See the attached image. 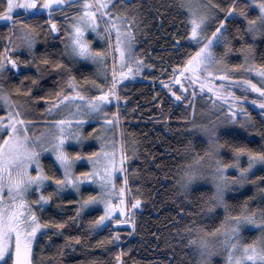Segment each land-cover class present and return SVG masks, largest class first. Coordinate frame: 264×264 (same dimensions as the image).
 Listing matches in <instances>:
<instances>
[{"label":"snow or ice","instance_id":"6c2138e0","mask_svg":"<svg viewBox=\"0 0 264 264\" xmlns=\"http://www.w3.org/2000/svg\"><path fill=\"white\" fill-rule=\"evenodd\" d=\"M75 5L80 11L73 12L71 19H66L70 30L65 31L64 54L70 58L71 64L80 60H90L97 65L96 75L108 77L107 58L108 51L102 48H94L92 41L86 36L91 29L97 35L111 39L113 33L115 40L114 51L119 52L121 71L117 73L115 57L113 56L111 83H101L99 79L91 76H83V84L73 72L71 64H66L63 58L53 60L47 55L37 64L41 66L51 65L53 70L67 72L63 86L55 91L54 96L37 97L46 101L54 100L46 112H59L61 109H72L65 118L51 121L52 127L45 126L39 134L31 131L35 123L27 115V109L17 100L13 99L12 92L7 90L3 80L4 74L11 69L19 70L21 64H31L33 61H21L13 53L17 48H27L34 55L38 33L36 24L30 19H21L14 15V10L22 9L27 16H38L40 11L47 9L49 13L50 30L58 33L61 29L57 21L52 19L53 8H68ZM180 6L187 9L188 41H195L194 50L190 52L184 61L173 66V75L168 78L167 89L177 100H183L192 108L190 117L185 120L188 131L193 137L197 133H203L206 138V146L203 154L196 150L190 139L185 146V152L193 153L191 161L185 163L179 171L175 184L179 193L188 199L191 197L194 185L201 181L210 182L211 188L200 192L204 208L200 212L205 213L209 219L218 208H223L224 219L219 227L208 232L206 228L192 221V227H185L184 233L191 238L188 244L193 246L199 254L198 264H212L211 257L217 252L227 253L225 264H264V206L255 210H249L248 197L241 210L233 215L231 205L226 198V193L233 185H244L249 182L253 170L261 171L260 176H252V183L264 184V142L259 145V150L233 139L222 143L221 125L239 124L241 128L250 132H258L264 137V63H258L255 58V43L242 45L239 51L243 53L242 63L229 64L225 57L232 52L233 46L227 35L228 21L237 17H243L246 21L245 31L253 37H264V0H249L248 4L238 6L237 0H231L227 7H222L215 0H180ZM256 6L258 12L251 15L249 8ZM0 19L9 21L8 34L3 50L0 51V105L7 109L0 115V264H33L34 243L37 242V234L46 235L51 241L53 235L60 234L65 226L78 220L84 210L91 205L102 204L103 211L87 222L89 235L102 231L110 225H131L136 229L135 210L141 205L142 198L135 197L131 206L127 192L129 191V171L125 167L131 157L127 154V147L131 148L132 156L137 155V141L124 139L121 132L120 152L117 153L113 142L97 135L101 141L100 148L96 151L72 152L68 148L69 141H75L83 146L86 139L82 128L87 120L97 121L96 128L92 129L89 136L94 133H106L120 123V100L118 86L126 76H135L144 66L143 58L136 57L133 47L136 43L134 29L138 27L135 15L129 17L128 12L121 13L117 10L115 0H0ZM218 11L227 15L219 19L217 26L207 34L206 28L210 19L215 18ZM103 19L104 32L101 33L99 20ZM187 30V29H186ZM239 31V30H238ZM18 33L15 39L13 34ZM179 39V38H178ZM11 45V47H9ZM223 45L225 52L218 57L215 49ZM149 67H154L149 65ZM166 69H162V72ZM256 74V78L252 74ZM219 77L221 83L217 84L215 78ZM40 74L35 77L25 76L23 79H31L32 85L38 84ZM184 78V79H182ZM257 80L259 82H257ZM173 81L184 91L186 84L192 85L191 96L197 95V85L202 92L208 88L214 92L217 100L213 107L216 111L224 113V119L214 117L207 124L196 123V110L187 96L173 91ZM92 88L95 95L86 94L85 89ZM242 90L245 95L238 96L236 91ZM17 86L13 91L21 92ZM32 93V87L26 89V95ZM252 94L258 98L252 103L258 106L259 121L244 103ZM123 99H127L124 97ZM225 103H221L224 102ZM115 102L116 111L108 112L106 109ZM219 104V108H216ZM71 117V118H69ZM260 123V127L257 124ZM7 135H4V133ZM235 135V134H233ZM239 145V146H237ZM127 146V147H126ZM231 149L232 159L227 163L221 155V149ZM45 152L54 156L53 166L61 169L59 175H50L42 165L40 159ZM247 162L243 164L242 158ZM87 159L91 167L88 170L77 172L76 163ZM236 169L237 175H229L230 169ZM122 173V184L117 187L118 174ZM132 174H136L133 170ZM85 181H91L99 185V191L84 196L81 185ZM52 186L51 191L47 188ZM73 189L80 195L76 202V214L68 219L57 220L52 217L42 220L37 209H43L44 205L59 197L66 189ZM234 190V189H233ZM264 199V187L257 188ZM37 195L32 200L31 196ZM70 203V202H69ZM205 208L207 212H205ZM185 212L184 208L180 213ZM190 216L197 213L189 211ZM117 216L122 218L118 219ZM246 225H254L258 233L250 242H244L243 229ZM51 233V234H48ZM119 231L112 232L106 238L96 241V246L104 247L106 244L120 240ZM222 237V239H217ZM212 239L216 242L213 243ZM75 241L84 243L82 236H69L67 242ZM123 250L116 253V264H121Z\"/></svg>","mask_w":264,"mask_h":264},{"label":"trees","instance_id":"16d2710c","mask_svg":"<svg viewBox=\"0 0 264 264\" xmlns=\"http://www.w3.org/2000/svg\"><path fill=\"white\" fill-rule=\"evenodd\" d=\"M222 7H227L231 0H215ZM117 10L121 13L127 11L129 17L135 15L138 27L134 29L136 43L133 55L142 57L144 66L143 77L140 80L125 81L118 86L120 100V133L123 131L124 139L137 141V155L132 156L131 148L127 147V154L131 157L128 166L130 188L127 192L129 207L135 197H141L142 203L135 210L136 229L112 228V225L102 231L89 235L87 222L100 214L99 210H93L82 215L76 221L70 222L65 229L57 235L52 236L48 241L46 235L39 234L37 242L34 243L33 264H116V253L123 250L121 264H198L196 249L188 244L191 238L184 233L185 227H192V221L197 225L206 228L207 231L220 226L222 211H217L212 219H206V215L200 212L204 208L203 199L200 192L211 187L200 185L193 187L190 198L186 199L183 194H178L179 189L175 184L180 168L191 161L193 153L185 152V146L189 140L197 151L203 154L205 142L197 137H193L188 131L186 117L191 116V107L183 100L172 101L158 82H166L172 76L173 66L180 64L186 56L194 50V45L188 41L187 9L180 6V0H115ZM249 0H237L238 6L248 4ZM2 10V9H0ZM79 8L72 5L68 8H53L52 19L57 21L61 29L53 35L48 23L49 14L46 16L40 13L38 16L16 15L21 19H30L36 24L37 43L33 53L15 51L13 54L21 61L31 60V64H21L20 72L13 74L11 71L4 74L3 83L7 90L12 92L13 99L19 103L30 107L37 117L45 113L47 105L54 103V100L46 101L36 99L37 97L54 96L56 90L63 86L69 73L53 70L51 65L37 68V64L47 55L50 59L57 60L63 58L66 64H71L67 54L63 57L65 31L69 29L66 19L70 20L73 12ZM251 15H256L257 11L249 9ZM227 15L223 11H218L215 18H212L213 25L207 34L215 29L219 19ZM187 29V30H186ZM246 21L243 17H237L228 21L227 35L231 39L233 51L239 53L242 45L255 43V58L258 63H264V37H256L253 40L251 34L245 31ZM239 30V31H238ZM8 27L3 19H0V51L3 50ZM179 38V39H178ZM174 40L179 41L180 46L175 49ZM186 45L183 46V44ZM238 57H236V60ZM106 63L109 65V58ZM152 65L154 67H149ZM73 72L78 80L83 84V76H91L97 79L95 69L90 65L79 61L71 64ZM162 69L166 71L162 72ZM40 74L39 82L33 86L31 79L24 80L25 76L35 77ZM109 72L108 82L111 83ZM21 87V92L16 94L13 90ZM32 87L31 94H25L26 89ZM174 91L185 96L180 87L174 84ZM189 92V91H188ZM191 95V93L189 92ZM90 95H95L90 92ZM189 95V97H190ZM127 97V99H123ZM248 99H253L249 94ZM191 102V100L189 99ZM249 109L259 121V116L248 105ZM114 111L113 107L110 108ZM96 123L90 126H95ZM260 123L257 124L259 128ZM258 138H249L245 133L225 132L222 133V143L233 139L246 143L259 150V145L264 142L258 132ZM235 134V135H233ZM239 146V145H237ZM70 151L91 152L93 146L82 149L69 148ZM221 155L227 163L232 159L231 149H221ZM42 164L50 175L61 173L58 166H53L51 157H43ZM81 168V167H80ZM136 170V174H132ZM82 170L78 169V172ZM262 173L257 170L254 176ZM123 177V176H122ZM122 177L117 179L121 185ZM264 187V184L252 183L247 189L240 193L230 194L226 198L229 201L230 211L237 214L248 197L249 210H255L264 206V199L257 193V188ZM52 186L47 188L51 191ZM94 193L92 190L84 189L82 194L87 196ZM36 195L31 196L35 200ZM70 202V203H69ZM77 198L70 194L53 197V200L42 210L37 209L42 220L55 217L57 220L68 219L76 214ZM184 208L185 212L180 213ZM191 211L197 213L190 216ZM207 209L205 208V212ZM120 219L121 217H117ZM121 233L120 240L106 244L104 247L96 246V241L106 238L112 232ZM252 232H248L251 235ZM51 234V233H48ZM82 236L84 243L77 244L75 241L67 242L69 236ZM249 240H251L249 238ZM11 264V261H9ZM216 264V263H212Z\"/></svg>","mask_w":264,"mask_h":264},{"label":"rangeland","instance_id":"374dc122","mask_svg":"<svg viewBox=\"0 0 264 264\" xmlns=\"http://www.w3.org/2000/svg\"><path fill=\"white\" fill-rule=\"evenodd\" d=\"M250 8H251V10H255V11L258 12V8L256 6H252ZM79 11H80V9H79ZM40 13H44L46 16H48V14H49L47 9L41 10ZM13 14L14 15H21L22 14V15L26 16L24 10H22V9L14 10ZM4 22L7 25V27L9 28V21L4 20ZM213 22L214 21H212V19H210V21L208 22V26L206 28V32H208L210 30L211 26L213 25ZM99 24L101 25L100 31H101V33H103L104 32V28H103L104 20L100 19L99 20ZM48 26L50 28V22L48 23ZM68 30H70V29H68ZM51 32H52L53 35L57 34V33H55L52 30H51ZM17 35H18V33H14L13 34V39H15ZM86 36H87V38L89 40L92 41V46L94 48H102V49H105V50L108 51V58H109V65L107 64V66H108V77H109V72H110V76L112 74L113 56L115 57V63L117 65L116 71H117V73H119L121 71V69L119 67L120 58H119V52L118 51H114V48H113V43H114V40H115L114 33H113L111 39H108L106 36L97 35L95 31L89 29L86 32ZM36 43H37V41H36ZM191 44L195 45V41H192ZM9 47H11V45H9ZM133 49H134V47H133ZM15 51L30 53L27 48H17ZM215 51H216V53H217V55L219 57L220 55H222L225 52V48H224L223 45H220V46L216 47ZM236 57H238L237 58L238 60H236ZM225 59H227L229 64L242 63L243 59H244V56H243V53H241L240 51H239V53H236V52L232 51V52L227 54ZM80 61L90 65L91 67H93L95 69V73H97V65L95 63H93L90 60H80ZM145 68L146 67L143 66L141 68V71L136 73L135 76H126L125 79L120 82V85H122L123 82H125V81L140 80L143 77V72H144ZM10 71L13 74H17V73L20 72V68H19V70L11 69ZM252 77L256 78V74L253 73ZM97 79H99L101 81V83L110 84L108 82V79L105 80L103 76L97 75ZM182 79H184V78H182ZM215 82L217 84L221 83V81H220L218 76L215 78ZM257 82H259V81L257 80ZM158 84L160 85V87L163 90L166 91L167 96L172 101L180 102V100H177L176 97L172 96L171 92L168 91L166 82H158ZM174 84L176 85L175 81H173V85ZM196 87H197V95L195 97H193V96H191L189 94V92L191 93V91H192V85H190V84H186L185 85V88L187 89V91H184V90H182L180 88L183 91V93L185 94V96H187L191 100V103H193L194 106H195V110H196V121L195 122L198 123V124H207L210 121H212L214 117H218L221 120H223L224 119V113L227 111V108L225 107L223 109V112L216 111L214 109L213 103H214L215 100L218 99V97H216L215 93L214 92H210L208 88H205L201 92L199 90V86L197 85ZM232 90L236 91L238 96L245 95V93L242 90H237V88H233ZM173 91H174V89H173ZM85 92H86V94H90V92H94L96 94L95 90L92 89V88L85 89ZM189 95H190V97H189ZM251 96L253 97V99L258 98V97L254 96L252 94H251ZM253 99H247V101L244 103L243 106L246 107V105L247 106L249 105L254 110L255 113H258V111H259L258 106L252 103ZM221 103H225L226 104V101L221 102ZM21 105H23V104H21ZM23 107L27 109L28 117L35 122L32 125L31 131H33V132H35L37 134H39L41 131H43L46 125L48 127H52V125L50 123L51 121H55V120H59V119L65 118L69 111H74V107L72 109H61L59 112H46L45 111L44 114H42V115L37 117L35 114H33V112L30 109V107H28L26 105H23ZM48 107H49V104L47 105V108ZM111 107H113L114 111H116L115 102H113L111 104V106H109L106 109V111L111 112V110H110ZM215 107L219 108V104H216ZM5 111H7V109L4 108L2 105H0V115H2ZM191 114H192V109H191ZM69 118H71V117H69ZM93 123H96V125L95 126H90ZM96 126H97V121H95V120H87V121H85V123L83 125V128H82V131H83L86 139L83 142L82 148L83 147H87V146H93L94 147V151L99 149L100 145H101V141L99 139H96V136L102 134V135H104V138L106 140H108L110 142H113L114 148H115V151H116L117 157H118L119 156V152H120V142H121V133H120L119 124H117L116 127L114 129H112L111 131H109V132H106V133L97 132V133H94L93 135L89 136V133H91L92 129L96 128ZM220 131H221V134L225 133V132H240V133H245L249 138H258V134L256 132H250L249 130H245V129L241 128L239 124H223V125H221ZM4 135H7V133L5 132ZM195 137L202 139L205 142V145H206V138L203 136V133H197L195 135ZM67 146H68V148L81 149V145H79L75 141H69ZM46 156L51 157L52 161H54V156L50 152H45L44 154H42L41 157H40L41 161H42V158L46 157ZM241 162L243 164H246L247 158L243 157ZM128 163H129V161L126 162L125 167L128 166L127 165ZM90 167H91L90 162L87 161V159H82L80 161H77L75 170L77 172H78V169L82 170V171H85V170H88ZM259 167L260 166H257V169L253 170L252 175H250V177H249V182L248 183H246V184H244L242 186L241 185H233L232 188H230L228 190V192L226 193V197L228 195H230V194L240 193L243 190L247 189L252 184V182H251L252 181V176L259 169ZM60 171H62V170L60 169ZM229 175H232V176L237 175V170L234 169V168L230 169L229 170ZM118 176L122 177L123 174L120 173V174H118ZM116 183H117V181H116ZM200 185H207V186L211 187L210 182H208V181H201L198 184L194 185V187L195 186H200ZM119 186H121V185H119L117 183V187H119ZM84 189L92 190L94 193L98 192L100 190L99 189V185H97V184H95L94 182H91V181H85L81 185V191H83ZM67 193H70V194L74 195L77 198V201L80 199V195H78L75 192V190L70 189V188L66 189L63 193L60 194V196L64 195V194H67ZM37 198L38 197L36 195L35 199H37ZM48 204L44 205V207H46ZM77 207H78V204H77ZM137 208H139V206H137ZM93 210H99L100 214H101L102 211H103V205L102 204L91 205V206H89V208L84 210L83 215L86 214L87 212H90V211H93ZM217 211H222V213H223L222 214V218H224L225 213H224L223 208L222 207L218 208L217 210H215V213H217ZM215 213L214 214H209V215H212V217H213L215 215ZM117 217H120V216H117ZM206 219L210 220L208 218V216H206ZM130 226L131 225H128V224H125V225H114L113 224L112 228H130ZM209 232H211V231H209ZM248 232H252L251 235H248ZM257 233H258V229H257L256 226H254V225H246L245 228L243 229V236L245 238L244 242H250L253 238H255ZM38 235H39V233L37 234V236ZM249 238L251 240H249ZM217 239H222V237H218ZM212 242L215 243L216 240L212 239ZM226 255H227V253H225V252H217L211 257V261H212V263H216V264H225ZM197 256H198L197 258L199 260V254H197Z\"/></svg>","mask_w":264,"mask_h":264},{"label":"flooded vegetation","instance_id":"af4514ba","mask_svg":"<svg viewBox=\"0 0 264 264\" xmlns=\"http://www.w3.org/2000/svg\"><path fill=\"white\" fill-rule=\"evenodd\" d=\"M174 42H177V44L175 45V49H178L179 48V46H180V43H179V41H177V40H174ZM184 45H186V43H184L183 44V46Z\"/></svg>","mask_w":264,"mask_h":264},{"label":"water","instance_id":"95a60500","mask_svg":"<svg viewBox=\"0 0 264 264\" xmlns=\"http://www.w3.org/2000/svg\"><path fill=\"white\" fill-rule=\"evenodd\" d=\"M175 44H177V42H175Z\"/></svg>","mask_w":264,"mask_h":264},{"label":"built area","instance_id":"2783aa9c","mask_svg":"<svg viewBox=\"0 0 264 264\" xmlns=\"http://www.w3.org/2000/svg\"><path fill=\"white\" fill-rule=\"evenodd\" d=\"M172 74H173V71H172Z\"/></svg>","mask_w":264,"mask_h":264}]
</instances>
